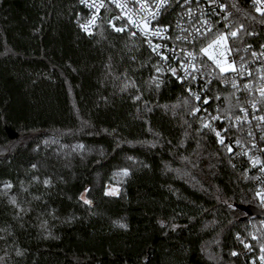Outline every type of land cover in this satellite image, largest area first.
<instances>
[{"label":"trees","instance_id":"obj_1","mask_svg":"<svg viewBox=\"0 0 264 264\" xmlns=\"http://www.w3.org/2000/svg\"><path fill=\"white\" fill-rule=\"evenodd\" d=\"M222 1L234 45L264 43L250 0ZM81 11L0 0V264H245L236 235L264 245L251 179L141 40L87 35Z\"/></svg>","mask_w":264,"mask_h":264},{"label":"built area","instance_id":"obj_2","mask_svg":"<svg viewBox=\"0 0 264 264\" xmlns=\"http://www.w3.org/2000/svg\"><path fill=\"white\" fill-rule=\"evenodd\" d=\"M117 3L121 4V7H117ZM141 3L145 5L143 12L140 11V3L137 0H115V2L113 0H87V3L84 4L80 2L82 11L77 16L76 23L78 28L87 35L95 33L103 24L113 31L115 28L126 29L119 33L136 32L134 37L143 42L157 64L172 80L182 86L188 96L191 97L186 91L187 88H191L201 95L202 99L199 102L191 98L195 107L200 108V111L194 116L201 121L202 128L212 131L203 127L205 123L210 122L212 128L220 131L221 138L225 143H219L217 137L218 143L224 147L226 145L232 147L233 151L228 152L234 163L243 169L251 179L255 192L264 188V173L260 171L261 166L264 165V139H261L264 137V121L256 119V117L264 116V96L260 94L264 90V56H252V52L264 51L261 48L264 43L252 41L240 45L238 48L234 45L233 41L236 37H231L230 32L237 28H235V23L231 20L227 8L224 11L220 10L219 4L225 5L222 0H217V3L211 6H209V0H200L199 4L196 3V0H192L190 5L183 8L177 6L175 0H170V6L158 14L156 19H151L148 15V6L153 5L154 0H141ZM91 4H95L96 7H90ZM250 4L255 11L257 8L264 10V0L262 2L250 0ZM189 7L192 9L191 17L185 15ZM93 16H95V23L89 25L91 32L89 34L83 31L79 25L86 24ZM128 17L134 21L147 20L153 30H160V34L158 36L149 34L146 38L140 29L128 24ZM202 19H207L209 27L212 28V31L205 37L196 32L197 28L201 32L204 31V27L200 23ZM222 33H229L227 40L223 42V47H220V44H213L209 51L213 55L222 52L223 56H219L221 62L225 65H233L235 71L229 70L221 73L213 61L199 51L201 47L212 44ZM178 36L182 39L177 40ZM184 37L187 39H183ZM148 40H151V46ZM154 45H160L157 51L167 55L168 60L162 61L160 56L152 51ZM188 52L195 54L194 61H191L187 56ZM191 62L195 63V68L198 71L191 68ZM181 64H184L187 72L180 67ZM171 68L177 69L176 76L170 71ZM193 75L196 79L192 78ZM178 77L183 78V81ZM233 81L237 84L236 88L232 86ZM205 99L208 103L203 102ZM253 104L256 105L255 108L252 107ZM240 108H245L247 113L241 112ZM237 116L242 118L241 121L236 120ZM212 117H219V119H212ZM224 129L229 130L225 132ZM212 132L215 133V131ZM249 132L251 135L248 134ZM237 140L240 141L239 145L236 144ZM253 159L259 160L261 163L253 166ZM257 201L261 204L258 199ZM261 209H264L262 204ZM260 225L264 230V219H261ZM253 236L257 239H253ZM235 241L237 248L233 252L237 253L236 257L245 264H262L259 257L263 244L257 234L250 237L237 234ZM245 244L249 247L246 248Z\"/></svg>","mask_w":264,"mask_h":264},{"label":"snow or ice","instance_id":"obj_3","mask_svg":"<svg viewBox=\"0 0 264 264\" xmlns=\"http://www.w3.org/2000/svg\"><path fill=\"white\" fill-rule=\"evenodd\" d=\"M80 2L82 4L87 3V0H80ZM113 2H115V0H113ZM138 3H140V11L143 12L145 10V5L143 3H141V0H137ZM200 0H196V3L199 4ZM255 2H262V0H255ZM175 3L177 6L179 7H185L186 5H190L192 3V0H183V3H181V0H175ZM217 3V0H209V6H211L212 4ZM102 6V5H101ZM117 7H121V4L117 3L116 4ZM170 6V0H154V4L153 5H149L148 6V15L150 16L151 19H156L157 15L162 13L163 11H165L168 7ZM235 7V5H233ZM90 7H96L95 4H91ZM219 8L221 11H224L226 8V5L224 4H219ZM257 12H260L262 16H264V10H262L261 8H257L256 9ZM185 15L191 17L192 16V9L189 7L187 8V11L185 12ZM225 19H227V17H225ZM95 23V16H93L91 19L88 20V22L86 24H80L79 26L81 27V29L89 34H91L90 29H89V25H93ZM200 23L203 25L204 27V31L201 32V30L199 28L196 29V32L200 34V36L205 37L208 35V33H210L212 31V28L209 27V21L207 19H202L200 20ZM128 24L132 25V27H135L137 29H140V31L144 34V36L147 38L149 36V34H151L152 36H158L160 34V30L159 29H155L153 30L148 21L145 19H142L140 21H134L131 17H128ZM125 28H115V31L117 32H122L125 31ZM186 31V30H185ZM245 31L244 29V25L241 24L239 25V27L230 32V36L235 38L238 36L239 32ZM132 36H135L137 33L136 32H131L130 33ZM248 34H254V33H248ZM189 35H192L191 33H189ZM229 33H222L220 35L217 36V38L212 42V44H209L207 47H201L200 48V52L203 53L205 56H207V58L211 61H213L214 65L219 68L221 73H224L226 71L232 70L235 71L236 69L233 67V65L228 64L225 65L224 63L221 62V60L219 59V56H223V53H219L218 55H213L212 52L209 51V49L212 48L213 44L219 45L222 42H225L227 40ZM194 38V37H193ZM177 40L182 39L181 37H176ZM183 39H187V37H184ZM148 43L150 44V46L152 45L151 40H148ZM250 47V46H249ZM160 48V45H154L152 46V51L154 53H156L158 56H160V59L162 61H166L168 60V56L164 55L163 53H160L157 51V49ZM261 48L264 49V45H261ZM174 51V50H173ZM187 56L190 58L191 61H194L195 59V54L192 52H188ZM252 56L253 57H257V56H264V51H261L260 53L257 52H252ZM191 68L194 71H198V69L195 68V63L191 62L190 64ZM181 68H184L185 71L187 72V68H185L184 64L180 65ZM156 71L159 73L161 71V68L159 66L156 67ZM170 71L172 72V74L174 76L177 75V69L175 68H171ZM179 79H181V81H183V78L178 77ZM193 79H196V77L193 75L192 77ZM154 82H155V78ZM209 83H211V81H209ZM130 85L125 84L124 88L129 87ZM134 86V85H132ZM155 86L158 88L160 85L159 83H155ZM233 88L237 87V84L235 83V81H233L232 84ZM245 87H247V85H245ZM186 91L189 92V94L191 95V97L194 99V101L199 102L201 101L202 97L200 94L194 92L191 88H187ZM261 96H264V90L261 91ZM136 100L140 99V96H136L135 97ZM217 99H220V97H217ZM204 103H208L207 99H205L203 101ZM185 103H187V100L185 101ZM253 108L256 107L255 104L252 105ZM191 114L195 115L197 112L200 111V108L197 107H193L191 110ZM241 112H244L245 114L247 113V110L245 108H240ZM246 118V116H245ZM212 119H219V117H212ZM241 117L237 116L236 120L239 122L241 121ZM256 119L260 120V121H264V116H260V117H256ZM203 127L205 128H209L212 131H215L216 136L218 137L219 143L224 144V139L221 138V133L220 131H217L216 129L212 128L211 123H205L203 125ZM229 129H224L225 132H227ZM249 135H251V132L248 133ZM261 139H264V137H261ZM236 144L239 145L240 141L237 140ZM227 149L229 152H232L233 149L230 145H226ZM129 159H132L131 157H129ZM253 166L260 164L261 162L259 160H252ZM33 167H35V165H33ZM260 171L262 173H264V165L261 166ZM116 175H122L124 177H127L129 175V170L127 168L121 169L120 172L118 173H114V176ZM258 179V178H257ZM44 183L47 185L49 184L48 180H45ZM6 188H11V184H6L5 185ZM85 191H88L87 189ZM118 194V190L116 188H112L110 191H106L105 195H117ZM254 198L258 199L262 205H264V188L258 189L255 193H254ZM80 199L83 201L84 204L86 205H91L92 201L86 199L84 197V195L82 194ZM13 204L16 203L15 199L13 198L11 201ZM161 227L163 228L165 225L163 222H160ZM121 228H126L127 225L124 223H119L118 225ZM175 227V225H173V228ZM253 239H257V237L253 236ZM245 247H249V245L245 244ZM260 252L261 255L259 257L260 261L262 262V264H264V245L261 246L260 248ZM20 253H18L19 255ZM232 255H237V253L233 252Z\"/></svg>","mask_w":264,"mask_h":264},{"label":"water","instance_id":"obj_4","mask_svg":"<svg viewBox=\"0 0 264 264\" xmlns=\"http://www.w3.org/2000/svg\"><path fill=\"white\" fill-rule=\"evenodd\" d=\"M240 208L247 213V220L253 219V218H262L264 219V209H258L255 207H247V206H240Z\"/></svg>","mask_w":264,"mask_h":264},{"label":"rangeland","instance_id":"obj_5","mask_svg":"<svg viewBox=\"0 0 264 264\" xmlns=\"http://www.w3.org/2000/svg\"><path fill=\"white\" fill-rule=\"evenodd\" d=\"M220 47H223V42L220 44ZM82 149V148H81ZM80 149V150H81ZM112 188H116L118 190V194L120 193V186L119 185H116V184H108L106 186V191H110ZM84 197L87 199L86 197V192L83 193Z\"/></svg>","mask_w":264,"mask_h":264}]
</instances>
